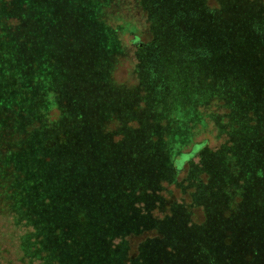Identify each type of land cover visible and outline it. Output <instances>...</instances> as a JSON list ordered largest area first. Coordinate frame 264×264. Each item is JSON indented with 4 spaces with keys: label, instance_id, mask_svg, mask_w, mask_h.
<instances>
[{
    "label": "rangeland",
    "instance_id": "374dc122",
    "mask_svg": "<svg viewBox=\"0 0 264 264\" xmlns=\"http://www.w3.org/2000/svg\"><path fill=\"white\" fill-rule=\"evenodd\" d=\"M173 1L172 13L166 6L161 16H155L152 32L145 12L135 0H115L105 9L103 16L113 21V26L107 27L99 23L97 27L90 26L88 11L73 8L72 0H18L22 4L34 3L39 23L58 26L65 38L60 51L47 53L33 75L20 72L14 53L0 39V264H70L66 258L76 249L72 239L66 241V229L64 234L58 230L66 224L63 217H56L61 210L112 220L138 205L137 217H151L154 205L148 196H156L153 182L167 176V160L173 157L181 162L180 171L175 173V183L160 182L166 189L161 193L164 212L155 210L153 216L161 219L188 215L197 224L204 217H217V225H225L222 234L227 237L231 233L247 235L243 226L236 229L231 225L246 221V227L257 230L259 239L253 243L260 250L257 256L240 264H264V231L260 228L264 225V175L259 173L264 172L263 156L256 158L259 171L253 169L252 189L249 161H239L242 150L234 141H227V135L220 133L217 126L237 112V107L228 103L227 95L217 92V74L222 70L217 61H189L194 50L203 53L211 35L205 26L186 25L193 15L188 11L190 0ZM207 1L210 7L216 5L215 0ZM3 4L8 13L0 22L4 29L9 26L12 31L18 23L14 14L25 7L17 8L13 0H0V7ZM89 11L92 17L95 13ZM149 43V58L142 60L146 67L138 69L136 75V47ZM214 46L216 54L217 44ZM196 57L203 59L201 55ZM18 62L26 70H34L39 61ZM212 93L217 100L207 105V95ZM231 96L236 99L238 91ZM198 107L204 115L201 119ZM256 108L254 100L245 108L246 119H253ZM260 121L261 137L264 116ZM164 122L173 126L164 129ZM235 124L248 132L251 123L239 119ZM231 134V139L241 140L239 133ZM27 140L28 198L39 203L36 212L54 216L35 217V212L12 208V201L22 206L21 191L15 197L12 194L21 189L19 182H13L14 176H23L20 158L11 159L9 153L18 152ZM252 144L254 149L258 146ZM197 146L201 148L192 154ZM220 149L226 158H234V176L228 180L222 163L225 157L217 156ZM250 152L245 153L248 158ZM216 162L217 208L209 212L195 202L197 194L194 182L189 181L190 169L203 167L206 172L198 179L205 184L210 176L216 177L212 176ZM236 189L243 190L239 193L242 200L236 194L232 199ZM228 228L233 229L227 231ZM155 238L156 234L148 229L139 237L127 238L130 260L124 264H152L150 258L141 261L139 246ZM236 244L231 238L221 240L217 249L219 264H227L221 253L226 254Z\"/></svg>",
    "mask_w": 264,
    "mask_h": 264
},
{
    "label": "trees",
    "instance_id": "16d2710c",
    "mask_svg": "<svg viewBox=\"0 0 264 264\" xmlns=\"http://www.w3.org/2000/svg\"><path fill=\"white\" fill-rule=\"evenodd\" d=\"M82 1L85 3L82 4ZM114 1L72 0V7L83 8L84 11H88V17L91 22L90 26L97 27L96 23H99L107 27L108 25L113 26L111 24L113 21L107 19L103 14L105 15V9L111 7ZM135 1L138 2L140 9L145 12L146 21L151 31L150 26H153L155 16H161L160 14L164 12L162 9L166 6H170L169 13H172L174 10L173 6H175L173 0ZM190 1L191 4L188 11L193 15L192 18H189L186 25L190 28L194 27V25L205 26L211 36L210 39L208 37L205 41L203 53L194 50L190 55L189 61H217V67L221 68L222 73L217 74V92L227 95L228 103L237 107V112H233L231 119L225 123L216 121L217 114L213 118L216 124L218 122L219 132L227 135V141H234L237 144V149L242 150L241 153L239 152V161H249L248 167L252 174L253 189V169L257 170L259 168L257 167L259 160L256 158L263 156L261 161L264 165V136L260 137V132L258 131L259 129L263 130L261 129L262 121L260 120L264 116V0H218V9L217 0H215L216 5L214 7H210L207 0ZM13 5H17V8L18 6L25 7L26 11L18 9L17 13L14 14L18 23L12 31L9 26L4 29V23L0 22V26L3 27L0 29V39L4 40L7 47L14 53L20 72L23 75H33L38 67L45 62L47 53H57L60 51L64 44L65 35L58 26L50 22L39 23L38 9L34 3L28 5L19 3L18 0H13ZM89 10L95 13L92 17ZM21 11L22 15L18 16V12L21 13ZM6 13H8L7 6L3 4L0 7V20L5 17ZM171 19L174 26L173 17ZM108 20L110 21L107 22ZM159 21L160 25L164 27V21L160 18ZM214 31H217V34ZM216 36L217 40L215 41ZM209 43L211 44V48ZM215 44H217L216 54L214 53ZM151 46L152 43L136 47L137 61L139 62L136 75L138 69L142 70L146 67V62L142 60L149 58L148 56L146 57V49L148 50ZM119 48L123 54L124 50L121 44H119ZM154 54L155 51L152 57H154ZM33 55H36V57ZM197 55L203 56V59H198ZM115 57L113 56L112 61L115 60ZM18 61L39 62L36 63L37 65L34 70H26ZM111 71H113V67ZM237 91L238 96L236 99H233L231 95ZM212 99L217 100L215 94L207 95V105ZM254 100L257 108L253 113V119H246L245 108H248ZM207 105L203 108L207 107ZM199 108L197 110L201 119L204 115H202L201 111L199 112ZM239 119L251 123L248 132L245 128L235 124V120ZM18 120L16 117V121ZM162 126L166 129L173 125L171 126L167 122H164ZM231 132L239 133L241 140L231 139L229 137L232 136ZM247 133L251 136H247ZM253 142L258 144L256 147L258 150L254 149ZM28 144L29 140L21 146L18 152L9 153L11 159L20 158L23 176L22 179L14 176L13 182L15 180L19 182L21 189L15 190L12 194L15 197L21 191L22 206H17L12 201V208L16 211L29 210L35 212V217H42L41 215L44 217L54 216L46 212H36L35 206L39 205V203L36 200L28 198L30 189V174L27 172V166L30 162ZM201 146H197L192 154L197 152ZM245 149L248 150L244 152ZM249 150L251 154L248 158L245 153ZM224 155V151L221 149L217 152V156L220 159L225 157L222 163L224 166V177L228 180L229 177L234 176L232 169L234 167V158H226ZM167 164V176L157 178L153 182V192L156 196H148L149 201L154 205L153 212L155 210L160 213L164 212H161L165 207V201L161 193L166 192V189L160 182L166 180L165 182L169 185L173 184L175 173L178 174L180 171L181 162L178 159L175 160L173 157L171 161L167 160ZM213 167L212 169L216 171L212 176L216 177L211 179L210 176L207 179V183L204 184L198 179L199 175L206 172L203 167L191 168L192 179L189 180L194 182L193 187L197 194V199L194 198L196 204L204 206L209 212L217 208V162L214 163ZM259 173L264 175L263 171H259ZM228 189L233 190L230 187ZM230 190L227 193L231 196ZM236 190L240 192L236 191V193H232V199L235 198L236 194L242 200L239 193L243 192V190ZM140 198L143 201L147 200L144 196ZM168 198L171 201V194H168ZM262 202L264 203V200ZM170 206L174 207L175 203H171ZM40 208L44 209L43 204H40ZM153 212L151 213V217H137L139 210L138 205H135L130 211L125 209V213L121 214L120 217H116L117 219L106 220V217H82L81 213L74 215L68 209L61 210L60 213H57L56 217H63L66 224L62 228L59 227L58 230L64 234L66 229L65 236L68 235V237L65 239L66 241L72 239L74 241L73 246L76 249L66 258L65 262L68 261L70 264H124L130 260L128 258L129 243L127 242V238L139 237L146 229L150 233H155L156 238L140 245L139 255L141 261L144 262L147 258H150L152 264H219L217 249L223 238H231L232 241L235 240V243H237L226 254L221 253L223 260L226 257L227 264H240L246 259L257 256L258 250H260L257 249V244L253 243V240L259 239L257 230L256 228L246 227L248 223L246 221L241 220L237 224L231 223V225H235L236 229H240V226H243L247 235L239 236L238 233H231V237H227V235L222 234L225 231V225L218 226L217 217H204V221L201 224H197L188 215L187 217H163L158 219L153 216ZM261 223L262 221L258 222L256 227ZM221 224L223 223L221 222ZM260 228L264 231V225L260 226ZM73 229H75V234ZM231 229L233 228H228L227 231Z\"/></svg>",
    "mask_w": 264,
    "mask_h": 264
}]
</instances>
